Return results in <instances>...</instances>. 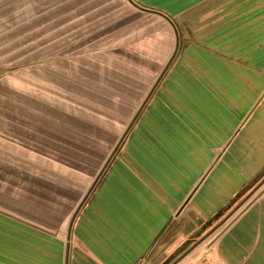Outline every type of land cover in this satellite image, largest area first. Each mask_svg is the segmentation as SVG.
<instances>
[{
  "label": "crops",
  "instance_id": "1",
  "mask_svg": "<svg viewBox=\"0 0 264 264\" xmlns=\"http://www.w3.org/2000/svg\"><path fill=\"white\" fill-rule=\"evenodd\" d=\"M130 1L136 6H65L88 11L73 23L83 28L72 36L97 35L116 48L126 43L147 59L154 75L148 90L170 61L75 215L69 241L70 220L100 168L71 210L42 199L47 170L49 187L58 185L45 156L55 114L38 96H9L12 88L1 82L13 79L18 88L24 66L0 73V264H138L168 232L175 237L171 251L204 233L264 171V0ZM59 7L0 0V40L41 36L40 27L57 18L39 11ZM23 57L0 53V70ZM238 138L242 156L229 166L225 156ZM255 154L260 162L244 174ZM221 230L177 264H264V191Z\"/></svg>",
  "mask_w": 264,
  "mask_h": 264
},
{
  "label": "trees",
  "instance_id": "2",
  "mask_svg": "<svg viewBox=\"0 0 264 264\" xmlns=\"http://www.w3.org/2000/svg\"><path fill=\"white\" fill-rule=\"evenodd\" d=\"M82 1L86 0H25L61 6L39 11L41 17L47 18L49 13L56 17V24L40 27V41L30 44V52L45 53L51 60L24 67L22 75L27 83L26 89L20 91L38 96L50 106L46 112L55 114V135L50 143L51 151L45 156L55 164L52 170L53 175L59 174L58 180H54L58 185L49 187L51 174L47 170L44 177L49 179H45L46 185H41L40 191L42 199H53L59 205L70 204V210L86 182L102 165L154 76L147 59L135 56L136 51L125 46L126 43L116 48L114 42L101 41L97 35L88 40L72 36V30L79 32L83 28L73 23H82L88 11L82 6L75 9L65 6ZM25 16L34 17L33 11L25 10ZM7 71L15 74V70ZM1 83L15 88L13 79ZM79 181L84 182L83 186Z\"/></svg>",
  "mask_w": 264,
  "mask_h": 264
},
{
  "label": "rangeland",
  "instance_id": "3",
  "mask_svg": "<svg viewBox=\"0 0 264 264\" xmlns=\"http://www.w3.org/2000/svg\"><path fill=\"white\" fill-rule=\"evenodd\" d=\"M126 1L130 2V0H126ZM29 34H31V33H29ZM29 34L26 32L25 33L24 40H22V41L20 40V39L23 38L22 33L20 34V36H18L17 34H13V35H10V37L7 38V39L0 40V53H1V55L3 53H5V55H9V54H13V53L14 54H16V53L24 54V57L21 58L20 60H18V62H13V64L20 63L19 66H17V65H11L9 68H4V69L0 70V73H4L7 70L12 71V70H15L16 68H20L21 66H24L25 68L26 67H29V66H35V65L38 66L44 60H51L50 59L51 56H48L45 53L42 54L39 51L34 52L33 50L30 52V50H31L30 44L33 45V44H36V42H39L40 41L39 40V37H41V36L38 35V34H36V38H32V39L29 40L28 39V36H30ZM3 59H0V61L3 60ZM25 78H26V76L24 75V76L21 77V79H18V81H19L18 84H17L18 85V88H17L16 84L14 83V86H15L16 90H15V88L14 89H10L9 90L10 91V95L9 96H20L21 95L19 93V91L22 89L21 87L23 85L25 86V84L27 83L26 80H25ZM21 82H22V84L20 85ZM36 84H38V83H36ZM147 91H148V89H147ZM147 91H146V93H147ZM146 93L144 94V96L146 95ZM24 94H26V93H24ZM144 96H143V98H144ZM142 99H141V101H142ZM140 102H139V104H140ZM137 107H136V109H137ZM129 120H128V122H129ZM127 123H126V125H127ZM126 125L124 126V128L126 127ZM124 128L122 129V131L124 130ZM122 131L118 134V137H117L115 143L118 141V139H119ZM240 140L241 139L238 138L234 142V144L230 148V151L225 156V161H226L227 164H229V166L232 165V162L234 160H235L234 163H236V165H239V163L237 162V158L239 159L242 156L241 151H240V144H239V141ZM115 143L113 144L112 148L114 147ZM112 148H111V150H112ZM110 151H109V153H110ZM259 157H260V155L255 154L252 157V159L250 161H248L249 162V166H246V168L244 169L245 170L244 171V174H250L251 173L250 171L252 169H254L258 165V163L260 162ZM250 166H251V169H250ZM218 171H220V172L225 171V164L221 165L219 167V170ZM244 174L241 176V178L235 179V185L239 181H241V180H243L245 178L244 177L245 176ZM263 178H264V171L262 172V174L260 175V177H258L254 182H252L250 185H248V187H246L245 191H243L240 195L236 196V202L234 203L233 207H235V205L241 199H243L257 185V183H259ZM237 186L238 185H236V187ZM254 195L252 197H254ZM233 207H230L222 216L219 217V219L216 220L215 223H213L211 226H209V228H207V230L204 233H202L201 235H200V233L199 234H195L194 236L196 238L193 237L194 239L187 240L180 248H178V249H176L174 251H171V249H172L171 246L175 242V237H174V234L173 233H169L168 232L167 234H165L156 243L154 249L150 253V256L148 258H146L144 261H141L138 264H169L173 259H175L177 256H179L184 250H186L190 245H192L195 241H197L201 237H204V239L200 243L199 247H205L211 241V239L217 234V231L221 230L232 219L233 216H231L222 225H220L219 227H217L218 224L226 217V215L232 210Z\"/></svg>",
  "mask_w": 264,
  "mask_h": 264
},
{
  "label": "water",
  "instance_id": "4",
  "mask_svg": "<svg viewBox=\"0 0 264 264\" xmlns=\"http://www.w3.org/2000/svg\"><path fill=\"white\" fill-rule=\"evenodd\" d=\"M130 3H132L130 1ZM133 5H135L134 3H132ZM136 6V5H135ZM170 61H168L165 66L163 67L162 71L159 73V75L157 76V78L155 79V81L153 82V84L151 85V87L149 88V90L147 91L146 95L144 96V98L142 99V101L140 102V104L138 105L137 109L135 110V112L133 113V115L131 116L129 122L127 123L126 127L124 128V130L122 131L118 141L115 143L114 147L112 148V150L110 151V153L108 154V156L106 157L105 161L103 162V164L101 165L99 171L97 172V174L95 175L91 185L89 186V188L87 189V191L85 192V194L83 195L82 199L80 200V202L78 203L73 216L70 220V224L68 227V233H67V241H69L70 238V231H71V227H72V222L74 220L75 215L77 214V212L79 211V209L81 208V206L83 205V203L85 202V200L87 199L88 195L90 194L91 190L93 189L94 185L96 184V182L98 181L100 175L102 174V172L105 170V168L107 167V165L109 164V162L112 160L115 152L117 151L118 147L121 144V141L123 140V138L126 136V134L128 133V131L130 130V128L132 127V125L134 124V122L136 121V119L138 118L140 112L142 111V109L144 108V106L146 105L149 97L151 96V94L153 93V91L155 90L158 82L160 81L161 77L163 76L168 64ZM264 191V178L257 183V185L243 198L241 199L236 205L235 207L232 208V210L226 215V217L218 224L217 227H219L220 225H222L224 222H226L231 216L232 219L223 227V229L234 219L236 218V216L238 214H240V212L246 208L248 205H250L262 192ZM257 192V193H256ZM256 193V194H255ZM255 194V195H254ZM254 195V197H252ZM222 229V230H223ZM221 230V231H222ZM204 237H201L200 239H198L197 241H195L192 245H190L186 250H184L179 256H177L175 259H173L169 264H177L179 263L184 257H186L191 251H193L198 245H200V243L203 241ZM67 250H68V244L66 245V262H67Z\"/></svg>",
  "mask_w": 264,
  "mask_h": 264
}]
</instances>
